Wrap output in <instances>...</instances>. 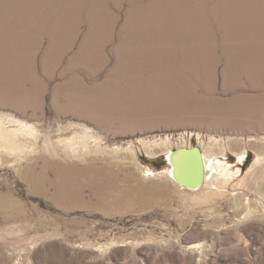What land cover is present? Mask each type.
<instances>
[{
	"label": "rangeland",
	"instance_id": "1",
	"mask_svg": "<svg viewBox=\"0 0 264 264\" xmlns=\"http://www.w3.org/2000/svg\"><path fill=\"white\" fill-rule=\"evenodd\" d=\"M0 264H264V0H0Z\"/></svg>",
	"mask_w": 264,
	"mask_h": 264
},
{
	"label": "water",
	"instance_id": "2",
	"mask_svg": "<svg viewBox=\"0 0 264 264\" xmlns=\"http://www.w3.org/2000/svg\"><path fill=\"white\" fill-rule=\"evenodd\" d=\"M201 148L181 146L166 154L172 179L180 186L198 189L204 181Z\"/></svg>",
	"mask_w": 264,
	"mask_h": 264
},
{
	"label": "bare ground",
	"instance_id": "3",
	"mask_svg": "<svg viewBox=\"0 0 264 264\" xmlns=\"http://www.w3.org/2000/svg\"><path fill=\"white\" fill-rule=\"evenodd\" d=\"M163 143L165 144V146L170 149V145H171V140L170 139H164ZM147 146V145H146ZM214 148L217 146H213ZM206 153V152H205ZM202 155V154H201ZM204 155V154H203ZM202 155V165H203V171H204V181L203 183H210V184H220L222 182H228L229 180L225 178V176L227 175L228 178L232 177V174L225 172L226 169L224 171H220L218 170L219 167H223V164L218 162H214L211 157H208L206 154L203 156ZM212 156V155H211ZM152 173L155 175H160V174H165L169 177H171V171L169 168V171H163L161 173H155L154 171H152ZM172 178V177H171ZM202 183V185H203ZM202 185L196 189V190H192L194 192H189L188 195H197L198 190L202 187ZM197 191V192H196ZM202 192V191H200ZM196 193V194H195ZM205 195V194H204ZM208 195V194H207ZM210 196V195H209Z\"/></svg>",
	"mask_w": 264,
	"mask_h": 264
}]
</instances>
